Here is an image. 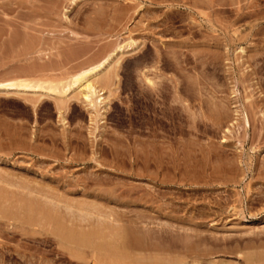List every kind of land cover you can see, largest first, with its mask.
<instances>
[{
  "label": "rangeland",
  "instance_id": "obj_1",
  "mask_svg": "<svg viewBox=\"0 0 264 264\" xmlns=\"http://www.w3.org/2000/svg\"><path fill=\"white\" fill-rule=\"evenodd\" d=\"M126 44L101 119L0 93V264H264V0H0V82Z\"/></svg>",
  "mask_w": 264,
  "mask_h": 264
},
{
  "label": "bare ground",
  "instance_id": "obj_2",
  "mask_svg": "<svg viewBox=\"0 0 264 264\" xmlns=\"http://www.w3.org/2000/svg\"><path fill=\"white\" fill-rule=\"evenodd\" d=\"M163 13H168V11H164ZM166 16L167 14L164 16L165 22H167L168 20L167 19L168 17ZM127 46H130V44H126V46L119 45L113 48L109 52H106L101 56H99V58L91 60L88 63L84 64L77 71H75L68 77L61 78L58 81H53V80L51 81L50 79L48 80L47 78L44 77H37L36 79L27 78V79H16V80L0 82V93L14 94V95L30 93L32 95L52 96V97L59 96L62 98L68 96L72 92H75V94L77 92L79 93L81 101L84 104V106L87 109H89V111L93 109L90 111V114L92 113L93 116L91 120L94 121L95 119H101V117L103 116V111L108 105V97H109L108 93H110L111 91L110 80H112V78L114 79V77L117 76V72L115 69L116 67L114 68V65L118 64L121 57L125 53H127L125 51V48H127ZM94 109L95 112L93 113L92 111H94ZM70 233L67 234V236L70 235ZM95 233L98 232L95 231ZM74 234L71 233V238ZM83 240L84 238L83 239L81 238V241ZM133 244L134 242L132 241L131 245ZM112 255L114 254L112 253ZM116 256L118 257L119 255L116 254Z\"/></svg>",
  "mask_w": 264,
  "mask_h": 264
}]
</instances>
